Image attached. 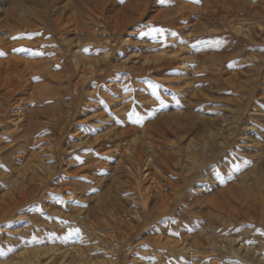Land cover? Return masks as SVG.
Here are the masks:
<instances>
[{
  "label": "rangeland",
  "instance_id": "1",
  "mask_svg": "<svg viewBox=\"0 0 264 264\" xmlns=\"http://www.w3.org/2000/svg\"><path fill=\"white\" fill-rule=\"evenodd\" d=\"M4 48L0 264H264V0H0Z\"/></svg>",
  "mask_w": 264,
  "mask_h": 264
},
{
  "label": "bare ground",
  "instance_id": "2",
  "mask_svg": "<svg viewBox=\"0 0 264 264\" xmlns=\"http://www.w3.org/2000/svg\"><path fill=\"white\" fill-rule=\"evenodd\" d=\"M199 1V0H198ZM204 1V0H203ZM206 2L207 1H205L204 3H205V5H206ZM104 3V2H103ZM88 4H90V2L88 3ZM69 7H70V5H69ZM93 7V10H90V11H86V12H83L82 13V10H77V9H75V8H72V10H71V13H73V16H70L69 15V17L68 18H66V20H67V23L68 22H72V26H73V29L76 31V32H90V31H92V29H95V23L93 22L94 20L95 21H98L99 22V25H102V23H103V20L105 19V18H103V13L105 12L104 10H103V8H104V4H95L94 6H92ZM132 7V6H131ZM130 7V8H131ZM177 10L175 11V9L173 10V11H175V12H171V14L173 15V14H176L177 16L178 15H183V12H185V11H189V13H193V12H195L196 10H198L196 7L194 8V7H192V6H190V5H187V4H184V3H179L178 4V6H177ZM61 9V8H60ZM71 9V8H70ZM132 9V8H131ZM63 10V9H62ZM172 10V9H171ZM64 11V10H63ZM104 11V12H103ZM127 11V10H126ZM132 11V10H131ZM120 12H122V11H119V12H116L115 14H114V16H113V20H116V18H117V16H118V14L120 13ZM135 12V14L136 15H141V13L143 12H141L140 10L138 11V12H136V10L134 11ZM170 12V11H169ZM33 13V12H32ZM31 13V14H32ZM78 13H80V14H78ZM81 13H82V15H81ZM123 13H125V12H123ZM122 13V14H123ZM6 14V13H5ZM8 14V13H7ZM62 14V13H61ZM129 14V13H128ZM135 14H131L129 17H126L125 16V20H128L129 19V22H133L134 20H136V19H138V17L137 16H135ZM168 14V13H167ZM171 14H169L168 16H171ZM7 16V15H6ZM10 16V15H9ZM35 16V15H34ZM168 16L166 15V14H163V13H159V14H157L155 17H153L151 20H153V21H155V22H160L161 20H167L168 19ZM187 16V15H186ZM119 17V16H118ZM123 17V16H122ZM172 17V16H171ZM7 18V17H6ZM22 18V17H21ZM185 18V17H184ZM20 19V18H19ZM24 18H22V20H23ZM119 19H120V17H119ZM181 19V18H180ZM7 20V19H6ZM64 20V19H63ZM124 21V20H123ZM152 21V22H153ZM6 22V21H5ZM116 22H118V20H116ZM128 22V21H127ZM128 22V23H129ZM66 23V24H67ZM94 23V25L93 26H91V24H93ZM97 23V22H96ZM105 23V22H104ZM122 23V22H121ZM29 24V23H28ZM32 24V23H31ZM113 24V23H112ZM111 24V25H112ZM123 24H124V22H123ZM33 25H36V24H33ZM68 25V24H67ZM9 26V25H8ZM113 26H116V23H114L113 24ZM63 27V26H62ZM9 28H10V26H9ZM28 28V27H27ZM8 29V28H7ZM56 30V29H55ZM65 30V29H64ZM94 34V33H93ZM65 40V39H64ZM71 41V40H70ZM77 41V40H76ZM80 41V40H79ZM79 41H78V43H79ZM95 41V40H94ZM65 42V41H64ZM71 43H72V41H71ZM81 43V42H80ZM83 44V43H82ZM86 44V43H85ZM72 45V44H71ZM81 46V45H80ZM70 47H73V46H70ZM75 47V46H74ZM78 48V47H77ZM2 49V48H1ZM68 50H70V49H68ZM1 52V54H4L5 52H6V49L4 48V50H2V51H0ZM45 52V51H44ZM108 53V52H107ZM71 55V54H70ZM69 55V56H70ZM74 55L75 56H77L78 58H79V60H80V62L84 65L83 66V68L82 69H80V71L82 72V74L83 73H88L87 72V70H89V69H87V67H86V65L87 66H92L93 65V63H92V60H90V59H88V58H85V56H84V54H82V49L81 48H79V49H77V52L75 53L74 52ZM94 61H96V60H94ZM20 62H21V60L20 59H18V58H16V56H12V57H9L8 59H0V76H1V74H4V76H1L0 77V86H5V91H4V95H6V96H8V95H10L11 93V91H13V90H19V89H21V84L20 83H18V84H16V85H14L13 86V82L12 81H10L9 79L11 78V77H13L14 76V74H18L20 77H25V76H27V78H25V80H24V82H25V84H23L24 85V88L27 86V85H29L30 83H31V79H33L34 77H32V76H35V74H41L42 73V71H41V68H42V64H43V61H41L40 59H38V60H36V61H34V62H26V63H24L23 64V66H20ZM49 63V65H52V63L49 61L48 62ZM46 64V63H45ZM77 64V63H76ZM173 65V62H169L168 63V65L166 66V68H170L171 66ZM46 65H44V67H45ZM74 66V65H73ZM163 66V65H162ZM3 67V68H2ZM49 67V66H48ZM46 68V67H45ZM154 68H156V67H154ZM153 68V69H154ZM139 69V68H138ZM150 70L151 68H141V69H139L140 71H142V70ZM44 71H46V70H44ZM91 71V70H90ZM165 71V70H164ZM43 74H45V73H43ZM54 74V73H53ZM60 74V73H59ZM100 75V74H99ZM16 76V75H15ZM39 76V75H38ZM41 76V75H40ZM39 76V77H40ZM36 81V80H35ZM42 83V82H41ZM47 83V82H46ZM49 83V82H48ZM32 84V83H31ZM41 86V84L40 83H38V84H35V85H33V86H36V87H38V86ZM48 85V84H47ZM78 86V85H77ZM11 87H12V89H11ZM49 87V86H48ZM52 88V87H51ZM78 88V87H77ZM81 88V87H80ZM24 116V115H23ZM7 123V122H6ZM5 123V124H6ZM8 135L9 134H4V135H2L4 138H5V140L7 141L8 140ZM8 145V144H7ZM3 146V148L1 149V150H3V151H5L4 149H7V150H13V149H11L10 148V145H9V147L8 146ZM45 173V172H44ZM1 182V181H0ZM154 183V182H153ZM150 186H151V184H150ZM24 187V184L22 183L21 184V189ZM155 187V186H154ZM13 190V189H12ZM25 193H21V195L23 196V198H24V196L26 195H24ZM16 200V199H15ZM17 202V201H16ZM18 202H19V200H18ZM17 202V203H18ZM13 203V202H12ZM10 205V204H9ZM4 207V206H3ZM3 207H0V210L2 209H4ZM98 213V212H97ZM45 230V229H44ZM46 232V231H45ZM247 249H250L249 251H252L253 250V253H256V256L258 257V251L256 250V249H252V248H249V247H247ZM252 249V250H251ZM260 254V253H259ZM21 258V257H20ZM259 260H260V262L262 261V262H264V256L261 254L260 255V257H259Z\"/></svg>",
  "mask_w": 264,
  "mask_h": 264
},
{
  "label": "snow or ice",
  "instance_id": "3",
  "mask_svg": "<svg viewBox=\"0 0 264 264\" xmlns=\"http://www.w3.org/2000/svg\"><path fill=\"white\" fill-rule=\"evenodd\" d=\"M33 34H28V38H31ZM18 37H13V39H17ZM14 51H30L24 48H18V49H14ZM85 51H87V49H85ZM33 55H43V53H39V52H33ZM78 231V230H77Z\"/></svg>",
  "mask_w": 264,
  "mask_h": 264
}]
</instances>
